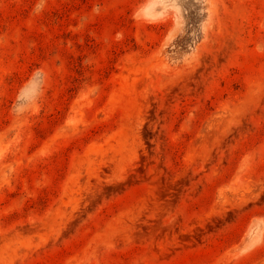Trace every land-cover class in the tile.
<instances>
[{
    "label": "rangeland",
    "instance_id": "1",
    "mask_svg": "<svg viewBox=\"0 0 264 264\" xmlns=\"http://www.w3.org/2000/svg\"><path fill=\"white\" fill-rule=\"evenodd\" d=\"M0 264H264V0H0Z\"/></svg>",
    "mask_w": 264,
    "mask_h": 264
}]
</instances>
